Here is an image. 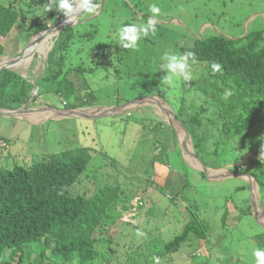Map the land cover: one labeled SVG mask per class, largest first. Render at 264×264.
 I'll use <instances>...</instances> for the list:
<instances>
[{
	"label": "rangeland",
	"instance_id": "1",
	"mask_svg": "<svg viewBox=\"0 0 264 264\" xmlns=\"http://www.w3.org/2000/svg\"><path fill=\"white\" fill-rule=\"evenodd\" d=\"M47 2L0 0V6L16 3L22 16L9 36L0 35L5 45L0 60L17 58L25 51L22 58L15 60L29 67L15 68L26 73L24 77L34 84L32 97L34 94L38 97L35 103H29L30 97L26 107L27 104L29 110L36 107L35 113H40V119L10 118L12 124H3L0 137L9 144L5 146L0 140V165L11 168L15 163L29 164L47 154L81 152L87 148L89 168L71 194L90 195L97 186L108 183L120 185L127 197L111 212L112 217L116 215L114 224L108 232H102L106 240L98 243L102 256L97 264L140 262L141 254L155 249L157 243L171 241L194 219L211 226L210 237L202 240L191 237L178 253L166 256L162 264H257L254 252L264 250V227L256 219L255 210L264 220V198L254 182V209L253 181L230 171L237 173L243 164L249 170L250 156L264 158L263 147L257 146L264 141V122L251 136L239 137L236 143L220 139L219 144H214L222 134L221 122L211 113L214 107L205 102L206 95L197 84L211 72L212 64L190 62L192 81L180 82L175 88L161 85L166 72L160 70V65L166 54L182 55L181 49L191 47L196 38L222 35L238 40L253 31H264V0H102L94 15L86 16L79 24L82 15L73 23L76 35L83 36L75 38L64 52L65 66L85 68L71 76L76 87L87 94L90 91H85L82 83L85 78L80 76L85 73V85L98 99L99 105L82 107L87 109L86 113H102L108 111L105 108L125 104L127 108L119 112L123 113L121 116L116 113L114 117L85 120L60 112L67 108V101L56 93L62 71L56 73L59 79H42L50 60L57 61L60 57L59 35L49 40L52 48L46 55L41 54V47L48 38L29 46L33 39H39L41 31L32 35L28 26L35 17L45 15L42 7ZM152 4L161 9L155 17V32L149 31L141 38L137 50L121 48L114 36L118 28L127 24L147 26L152 18ZM86 32L93 34L88 38ZM97 48L102 54L97 53ZM109 55L111 60L105 62ZM104 62L106 67L89 69ZM141 99L146 101L135 104ZM69 102L72 104L75 98ZM184 106L205 120L199 131L209 141L205 148L208 150L196 152L191 135L187 148L209 168L207 172L199 168L184 147L181 128L176 131L178 144L172 139L176 127L169 124L168 110L180 114V107ZM207 117L214 118L215 124ZM153 132L154 141L150 138ZM250 141L251 147L242 153L240 145ZM254 147L261 151L254 154L251 151ZM170 177L173 179L168 183ZM150 182L155 184L154 192L150 190ZM146 189L147 193L141 194ZM140 196L144 198L139 200ZM152 238L153 244L148 248V240Z\"/></svg>",
	"mask_w": 264,
	"mask_h": 264
},
{
	"label": "trees",
	"instance_id": "2",
	"mask_svg": "<svg viewBox=\"0 0 264 264\" xmlns=\"http://www.w3.org/2000/svg\"><path fill=\"white\" fill-rule=\"evenodd\" d=\"M97 2L101 5L102 0ZM15 6L16 3L0 6V35L3 37L14 31L22 17ZM63 17L62 13L53 9L41 15V18L35 17L28 30L34 35L50 28ZM85 17L79 18V24ZM75 29L76 26H68L60 32L57 39L60 57L57 61L50 60L42 79H59L60 75L56 73L62 71L64 74L59 79L56 93L67 101L65 107L97 106V97L85 85V73L80 76L85 78L82 83L85 91H90L87 94H83L72 80L71 75L75 71L78 73L85 68L65 66L67 57L64 52L75 38L83 36H77ZM92 34L93 32L85 33L88 38ZM99 49L97 48V53L102 54ZM181 50L182 54L189 51L195 54V60L190 62L212 64L211 72L198 80L197 84L206 95L205 102H211L214 107L211 108V113L217 115L221 122L219 129L222 134L214 144H219L220 139L236 143L239 137L251 136L250 133L264 122V31H253L238 40L222 35L196 38L191 47H183ZM4 52L5 45L0 40V57ZM111 56L105 58V62L107 59L111 60ZM105 62L95 64L89 69L106 67ZM213 64H219L221 70L214 71ZM33 89L34 84L14 69L0 72L2 108H20L32 97ZM226 90L231 91L228 100L222 98ZM74 98L75 102L70 104L69 101ZM37 99L36 96L32 101L35 103ZM185 107H180L181 112H176L177 117L188 128L195 151L200 152L209 143L199 131V127L206 123L199 114L195 111L189 112ZM207 120L215 124L214 118L207 117ZM160 124L164 129L162 121ZM172 133V139L178 144L176 129ZM154 137L156 134L153 132L150 138L154 141ZM0 140L5 146L9 144L2 137ZM263 143L264 141L257 143V146L264 149V145H260ZM251 145V141L247 145H240L242 153ZM86 149L74 153L69 150L47 154V157H41L29 164L15 163L11 168L0 165V264H97L102 256L98 243L106 240L101 236L102 232H108L114 224L116 215L112 217L111 212L127 197L120 185L108 183L97 186L90 195L87 192L71 194L74 185L89 168L91 161L90 156L85 153ZM251 151L258 154L261 150L254 147ZM248 158L252 167L246 170L243 164L238 170L252 174L264 198V158ZM88 175L93 179V175ZM172 179L170 177L168 183ZM152 187L155 188V184L150 182V189ZM147 190L141 191V194ZM143 198L140 196L139 200ZM142 204L145 206L144 201ZM149 212L151 213V209ZM211 233L209 224H202L198 219L191 220L171 241L157 243L155 249L150 248L141 254L140 262L132 264H162L166 256L172 257L178 253L191 237L202 240L209 238ZM150 244H153V238L148 240V248ZM35 254L39 257L36 258ZM46 258L49 262H46Z\"/></svg>",
	"mask_w": 264,
	"mask_h": 264
},
{
	"label": "clouds",
	"instance_id": "3",
	"mask_svg": "<svg viewBox=\"0 0 264 264\" xmlns=\"http://www.w3.org/2000/svg\"><path fill=\"white\" fill-rule=\"evenodd\" d=\"M99 7L100 4L97 2V0H48V2L45 3L42 8L45 14L55 9L56 12L63 14V16L65 17V23L72 24L82 15H94ZM150 11L152 13V18L149 20L147 26L127 24L118 28L114 36L117 44L121 48L137 50L138 41L144 36H147L149 31L153 33L155 32V17L160 15L161 9L156 4H152L150 6ZM163 60L164 62L161 63L160 70H164L166 72V75L161 78V85L175 88L180 82L188 83L192 81L193 77L190 71V60H195V54L193 52H185L182 55L166 54L163 57ZM212 67L214 71L218 72L221 70V66L219 64H213ZM20 74L24 77V74H22V72ZM230 96L231 91L226 90L223 93L222 98L224 100H228ZM261 155H264V152H261ZM229 174L230 173H228L227 175ZM254 255L256 257L257 264H264V250L258 249L254 252Z\"/></svg>",
	"mask_w": 264,
	"mask_h": 264
},
{
	"label": "water",
	"instance_id": "4",
	"mask_svg": "<svg viewBox=\"0 0 264 264\" xmlns=\"http://www.w3.org/2000/svg\"><path fill=\"white\" fill-rule=\"evenodd\" d=\"M77 20L75 22H77ZM72 25H74V24L73 23L72 24L65 23V17H63L60 21H58L56 24H54L50 28H48V29H46L44 31H41V33L38 34V38L39 39L37 41H35L36 38L34 37L35 39H33L29 43V46L35 44L38 41L43 40L47 36H52L53 37L56 34L59 35L60 32H61V30L64 27H68V26H72ZM28 47L26 49H28ZM24 53H25V51L21 54V56H19L17 58H12V57L11 58L12 59L22 58L24 56ZM5 69H14L15 71L19 72L18 69L15 68L14 62H7V63H5L4 66L0 67V72L3 71V70H5ZM34 96H35V94L33 95V97H31L32 99L29 101V103L34 99ZM142 101H146V99L137 100V101H135V104L136 103H141ZM128 107H130V106H128ZM126 108H127V105L126 104L125 105H120V106H112V107H108V111L103 110L104 112L97 113V114L86 113V110L87 109H84L82 107H79V108H76V109L75 108L63 109L61 112H64L65 115H67V114L69 116L72 115L73 117H82V118H85V119H97V118H103V117H107V116L116 115V113H119L120 111H124V109H126ZM105 109H107V108H105ZM55 110L59 111V109H57V108H55ZM28 111H29L28 104H27V107L25 105L23 108H20V109H5V108H2L1 105H0V117H10V118H18L19 117V118H21L22 114H24V113H26ZM168 113H169V117H170L168 119V121L170 122L169 124L172 127H176L175 128L176 131L178 130V128H181L182 131H183V135H184V142H183V144H184V147L192 155L191 157L194 160V162L198 163V165L200 166L199 168L201 170H204L205 172H207V170H209V168L206 165H204V163L202 161H200L198 159L196 153L190 151L189 148H187L188 147L187 142H189V140H190V132H189L188 128L185 126L184 122L181 121L177 117V114L173 110L169 109L168 110ZM231 172L235 173L238 176L246 177L250 182H251V180L253 181V182H251V187L253 188L252 205H253V208L255 209L254 182L257 183L256 179L249 172H247V173L240 172V171H238L237 173L235 171H231ZM227 174L228 173H226L225 175H227ZM227 176H229V175H227ZM255 217L259 221V223L264 227V220H262L261 218H259V214H258V212L256 210H255ZM262 217L264 219V216H262Z\"/></svg>",
	"mask_w": 264,
	"mask_h": 264
},
{
	"label": "crops",
	"instance_id": "5",
	"mask_svg": "<svg viewBox=\"0 0 264 264\" xmlns=\"http://www.w3.org/2000/svg\"><path fill=\"white\" fill-rule=\"evenodd\" d=\"M22 74H24V73H22ZM25 75V74H24ZM26 104H24V106H25ZM24 106H21L20 108H23ZM107 106V105H106ZM91 107V106H90ZM33 109H35V110H33V109H30L28 112H26V113H24L22 116H21V118H19V119H22V120H24V119H26V116H28V117H30V118H32V120H36V119H40V113H35L36 111H38L37 110V108L36 107H32ZM93 108V107H92ZM66 109V108H65ZM108 109V108H107ZM42 110H45V109H42ZM61 112V111H60ZM121 114H123V113H119L118 115H121ZM65 115V114H64ZM115 115H112V116H107V117H114ZM69 118V116L66 118V119H68ZM103 118H106V117H103ZM10 119V117H1V119H0V128H5L4 126L5 125H3V124H12V121L11 120H9ZM82 119H84L85 120V118H82ZM98 119V118H97ZM2 123V124H1ZM37 123V122H36ZM36 123H34V124H36ZM8 124V125H9ZM152 192H154V188L152 187L151 189H150ZM262 216V215H261ZM263 216H264V212H263Z\"/></svg>",
	"mask_w": 264,
	"mask_h": 264
},
{
	"label": "bare ground",
	"instance_id": "6",
	"mask_svg": "<svg viewBox=\"0 0 264 264\" xmlns=\"http://www.w3.org/2000/svg\"><path fill=\"white\" fill-rule=\"evenodd\" d=\"M51 37L52 36H47V37H45V38H48V40H44L43 41V43H42V47H41V54H43V55H46L48 52H49V50L52 48L51 47V44L49 43L50 41V39H51ZM7 62H14V65H15V67H19V69H23L22 67H26V68H28L29 66H25V65H23L21 62H18L17 60H15V59H12L11 57H6V58H4L3 60H0V67H2V66H4L5 65V63H7ZM38 69V68H37ZM34 72V71H33ZM26 74V73H25ZM161 102V101H160ZM50 110V109H49ZM182 130V129H181ZM183 132V131H182ZM182 137H183V139H184V135L182 134Z\"/></svg>",
	"mask_w": 264,
	"mask_h": 264
}]
</instances>
